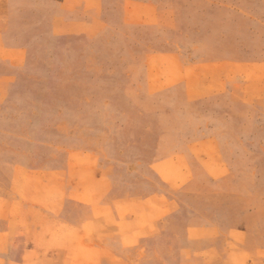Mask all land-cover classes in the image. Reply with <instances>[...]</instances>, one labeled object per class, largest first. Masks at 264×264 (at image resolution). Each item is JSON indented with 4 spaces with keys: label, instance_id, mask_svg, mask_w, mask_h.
Returning a JSON list of instances; mask_svg holds the SVG:
<instances>
[{
    "label": "rangeland",
    "instance_id": "rangeland-1",
    "mask_svg": "<svg viewBox=\"0 0 264 264\" xmlns=\"http://www.w3.org/2000/svg\"><path fill=\"white\" fill-rule=\"evenodd\" d=\"M176 18L0 0V264H264V63L185 94L156 55L203 33Z\"/></svg>",
    "mask_w": 264,
    "mask_h": 264
},
{
    "label": "crops",
    "instance_id": "crops-1",
    "mask_svg": "<svg viewBox=\"0 0 264 264\" xmlns=\"http://www.w3.org/2000/svg\"><path fill=\"white\" fill-rule=\"evenodd\" d=\"M131 6L132 15L141 17L154 16V24L159 21H168L171 30L176 29L177 18L183 16V23L191 31H200L195 38L191 35L185 36L175 47L183 51H191V58H184L180 51L170 53H158V63L161 66L168 65L182 74V85L185 94L189 95V81L194 72H201L203 79H219L220 81L238 80L241 77L231 76V72L217 73L208 72V64H221L225 67L264 63L261 61L243 59L217 60L209 52L218 47H256L264 48V0H185L184 11L181 14L178 7L181 0H123ZM146 20H144V23ZM208 33V35L206 34ZM261 42V43H258ZM210 49V50H209ZM163 60V61H162ZM160 61L164 62L161 63ZM12 63L14 61H11ZM149 67H147L148 69ZM157 71L154 66L153 72ZM206 76V77H204ZM235 88V87H234ZM231 86L229 95L235 94ZM200 95L220 93H198ZM222 94V93H221Z\"/></svg>",
    "mask_w": 264,
    "mask_h": 264
}]
</instances>
